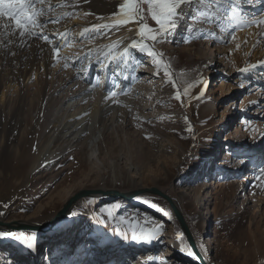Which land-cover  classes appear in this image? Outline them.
<instances>
[{"label": "rangeland", "instance_id": "rangeland-1", "mask_svg": "<svg viewBox=\"0 0 264 264\" xmlns=\"http://www.w3.org/2000/svg\"><path fill=\"white\" fill-rule=\"evenodd\" d=\"M15 2L25 5L15 20L0 16V125L13 122L24 129L28 124H46L49 120L47 135L40 144L42 149L52 141L57 144L66 137L77 140L83 135L85 144L68 147L53 156L51 165L40 169L38 175H28L23 183L20 181L18 190L0 196V204L7 212L3 222L38 219L43 221L40 225H47L69 197L85 188L130 193L135 189L170 185L176 198L184 193L185 198L179 201L181 213L202 260L208 257L211 264H264V147L256 155L258 165H254L257 158L252 163L248 157L254 150L244 155L236 140L233 144L224 140L239 124L242 133L238 139L247 141L249 149L262 135L258 122H264V24L259 22L264 21V0L185 2L182 15L175 21L177 26L166 35L162 34L165 29L151 19L149 4H140L139 0H35L31 9L26 7L31 0ZM134 7H140L143 16L129 20ZM29 20L35 23L29 25L26 22ZM65 25L69 30L62 38L59 33ZM145 25L155 27L153 36L144 42L146 52L140 53L130 46L117 59V67L126 70L124 77L128 81L125 93L118 97L127 98L138 85L143 95L123 121L116 104L107 105L96 99L102 83L93 70L114 50L102 55L87 46L94 48L106 43L110 32L114 34L130 27L142 30ZM95 26L103 30L98 32ZM54 30L57 34L50 37L48 34ZM21 31L25 33L23 36ZM29 31L33 33L31 37ZM207 46L213 52V62L202 69L201 63L209 54ZM130 55L136 58L134 62ZM89 59H93L90 64ZM87 64L89 73H86ZM159 67L163 68L161 75ZM82 77L92 84L89 99L83 95L88 87L76 88L70 84L75 85ZM228 86L233 87L230 92ZM200 98L215 101V112L205 125L212 122L208 136H214L218 154L213 157L210 153V159L194 158L186 164L181 155L191 143V121L180 112L194 111V103ZM243 99H247L246 114L238 109ZM231 100L235 102L232 108ZM229 109L227 122L234 119L224 130L226 127L219 125V121L224 110ZM70 114L80 121L78 129L71 125ZM57 124L60 126L54 135ZM111 127L114 134H105L106 139L99 144L100 152L92 154H100L104 161L97 169L87 144L98 128ZM3 130L0 126V140L4 139ZM11 147L14 155L17 148L15 144ZM49 150L51 156L55 147L50 146ZM148 150L155 159L150 167L138 174L126 171L129 166L122 160L125 156L145 160ZM201 182L207 186L209 204L197 213V216L203 213L208 220V229L203 234L189 204ZM82 199L71 206V226L64 233L66 239L65 236L62 241L55 239L63 225L49 232L50 239L40 236L37 255L42 261L38 264H48L50 260L45 259L52 251L61 258H69L71 247L77 255L73 264H101V258H93L97 255L95 241L89 236L93 225L88 221L89 216L82 213L84 200L88 198ZM93 200L94 212L108 229L107 237L118 243L114 247L118 255L108 258L111 263L201 264L190 251L179 222L163 198L146 195L106 199L100 194ZM170 237L180 241L197 262L183 258L184 254L166 256ZM127 240L133 246L129 250L133 251L125 254L119 244ZM14 241L18 242L0 238V264H36L31 255L21 260L16 247H12ZM206 241L209 253L202 250ZM141 242L147 245L141 247ZM103 246L102 249L106 243ZM121 252L126 255L123 260L119 256ZM89 256L94 259L92 263H88Z\"/></svg>", "mask_w": 264, "mask_h": 264}, {"label": "bare ground", "instance_id": "bare-ground-1", "mask_svg": "<svg viewBox=\"0 0 264 264\" xmlns=\"http://www.w3.org/2000/svg\"><path fill=\"white\" fill-rule=\"evenodd\" d=\"M195 24L196 26H198L197 24H199V21ZM95 29H98V32L103 30L102 27H96V26L94 30ZM68 30H69V26H66V25L64 26L62 30H60L61 32L59 34L62 35L61 36L62 38H64V35L65 33L68 32ZM154 31H155V27L152 28L146 25L140 32L135 27L134 28L130 27L122 32L119 31V32H115L114 34H111L110 32L109 35H106L107 42L102 45L95 46L94 48L87 46L88 48H90V51L98 50L99 51L98 53H101V54L104 52L111 53V51L114 50L111 55L110 54L106 55V58L102 62L99 63V66L96 67L97 68L96 70H93V73H98L97 74L98 78L101 77L100 82L102 83L99 88V92L96 95V99L97 98L100 99L101 101H103L104 104H107V105H112L113 103L116 104L117 105L116 109H118V112L122 114L121 119L123 121L124 120L126 121L128 116L131 115V112L136 108L138 102H141V100L143 99L142 98L143 95H142V92L140 91L141 88L139 89V85H138V87L136 86L132 89V91L130 92L127 98L118 97L120 94L125 93L124 91H125V88L127 87L128 81H126L124 77V73L126 72V70L123 72L122 68L120 69L117 67V59H119L121 56H124L128 48L130 46L132 47L133 44L136 45L133 48H135L140 53L146 52V49H145L146 44H144V42L153 36L152 34L154 33ZM55 34H57V30H54L53 32L51 31L48 35L50 37H53ZM120 46H123V47L120 48ZM206 49H207V52H209V54L207 55L208 57L206 61L201 63L202 69L207 64L210 65L212 64L211 62H213L212 50H210L208 46ZM214 57L216 56L214 55ZM130 59L132 62H134L136 58L130 55ZM92 61L93 59H89L88 60L89 64ZM216 61H215V64H216ZM88 67L89 65L87 64L86 73H89ZM162 69H163L162 67H159L158 69L159 75L162 74ZM120 75L121 76L123 75V76L120 77ZM205 82L206 80L204 81V83ZM70 84H71V87L73 86L76 88L88 87V89L84 90L83 95L84 96L86 95L85 99L90 98L91 91L93 90V88L91 87L92 85L91 82L88 81L87 78L85 77H82L81 79L79 78L74 83L75 85H73L72 83ZM121 84H123L124 86L123 89L120 88ZM227 88H228L227 89L228 92H230L233 89L232 86H228ZM149 94H147V96H149ZM246 100L244 99L240 100V105L238 107V109L243 111V113L245 114L248 112L246 110V105H247ZM214 102L215 101L211 99L205 98V100H203L202 98H200L196 100L194 103V111L192 110L187 111L186 109H183L182 111L183 113L180 112L181 116L188 118V120L191 121V126H190L191 127L190 129L191 143L188 145L187 149L182 151V155H181V160H183L184 163L186 164H188L189 162L191 163L194 158H197V159L200 158L201 160L207 159V158L210 159L212 158L211 156H209L210 153L213 154V157L218 154L217 142H215L214 136H211V137L208 136L209 132L212 130V126H210L212 122L205 125V121L212 115V113L215 112ZM230 102H231L230 108L234 107L235 102H233V100H231ZM67 109L68 107L66 108L64 112H66ZM229 113H230V109L224 110V112L222 113L221 119L219 121V125L226 127L224 130H226L227 127H229L230 122L234 119L232 118L231 121L229 120V122H227V119H230ZM70 115L73 116L69 119L70 121H73L71 125L74 126L75 124L76 125L75 129H78L77 124L80 121L77 120L76 116L72 114ZM47 123H49V120ZM47 123L46 124L37 123L36 125L28 124V126L25 127L24 129H21L20 125L14 124L13 122H7L4 124V126L0 125L2 126V129H4L3 130L4 139L0 140V143L2 144V147H1L2 149L0 148V196H7L8 193L18 190L20 187V181L27 178L28 175H31V176L38 175L40 173L39 171L40 169L44 168L45 166H48L49 164L51 165L52 163L51 159L53 156L57 154L58 155L61 154L66 149H68V147H77L79 145L83 146L85 144L84 142L85 136L81 135L82 137L78 138L77 140H74L75 138L70 139L66 137L65 139L61 140V142L58 141L59 143L57 144L54 143L55 141H52L47 145V147L42 149L40 144L42 140L46 137L47 135L46 130L50 126ZM258 123L260 125L259 127L261 128L262 135L260 134L261 135L260 138L258 139V141L254 142L253 147L251 149H249L247 141L241 138L238 139V136L241 135L242 133L241 126H240L241 124L237 125V127L234 129L233 132H229L228 136H226V138L224 139L225 141H227V143H231V144H233L234 141L236 140V142L238 143V149L243 148L242 154L244 155H247V152L249 153V150L250 151L254 150L252 154H248V157L251 158V161L257 158L256 155L259 154L261 147H264V122L260 123L259 121ZM57 125H56L55 130L53 128L54 133L52 132V134L54 135L56 134V132H58L57 130H58V127L60 126L59 124ZM105 129L106 128H98L97 134L94 135L93 138L90 139V141L87 144V146L90 149L89 151L91 152V157L93 158L91 161L97 169L104 165V161L99 156L100 154L99 155L97 154L98 156H96V154L95 155H92V154L96 152L97 153L100 152L99 144L104 142V140L106 139L105 134H107L108 132H111V134H114L112 132L115 130L114 127H111L110 129H107V130ZM12 144H15V148L20 149L19 153H17V149H16V153L14 155L12 154V150L14 149L13 147H11ZM50 146L55 147V150L52 152L51 156L49 154ZM153 157H154V154L150 150H148V157L145 158V160H138L137 158L132 157L131 155L125 156L122 160L125 161V163L127 164L126 166H129L126 168V171L130 172V170H132L134 174H138V171L146 170L148 167H150V164H152V162H155V159H153ZM263 159H264V156L262 157V160ZM239 162H240V165H242L241 163L242 161L240 160ZM258 163L259 162L257 158L255 160L254 165H258ZM257 167L255 168V170L257 169ZM252 170L253 169H250L249 171H252ZM241 181H244V180H241ZM239 186H242V184L239 183ZM206 187L207 186L205 183L203 182L199 183L198 186L195 188L196 193L193 195V198L190 199V202H189L190 211H192V213L194 212L196 215L195 216V220H197L196 225L198 226L201 234L205 233V230L208 229L207 227L208 220L205 217H203V213L202 215L200 214V216H197V213L202 206L207 208V205H209L207 201L208 196H207V193H205ZM94 188L95 187H91V189H94ZM100 190L112 191V190H105V189H100ZM100 190L95 191L97 192V194H93L91 196L85 197V198H88L87 200L83 198L85 199L84 201L86 202L84 203L85 205L83 207L84 210L82 213L83 214L86 213L89 216L88 221L91 225H93V232L89 234V236L95 241V244H96V247L94 248V253L97 255H95V257L93 258L97 259V256H98V259L101 258L102 260L101 264H113L109 261L108 258H112V257L115 258L118 255L119 252L116 253L117 249L114 248L115 246H117L118 243H116L114 238L107 237V235L109 234L108 229L104 225L102 218L99 216V214L94 212L93 207H92L95 203L93 198L101 194ZM157 190H160L165 195H167L172 205H174L177 210L179 211L182 210L181 205H179V201L180 199L185 198L184 193L183 194L180 193L178 195V198H176V195H174L171 191L172 189L170 185L168 187H162ZM115 191L116 189L113 190V192ZM103 195L106 197V199H114V198L116 199V197H119V196H107L106 193H104ZM151 214L153 215L154 213L151 212ZM6 215H7L6 210H4L3 206L0 204V222H3ZM66 216H67L66 218L63 217L62 219H58L56 222H55L56 219H54L53 221L55 223H52L53 222L52 221L48 223L47 225H40L39 222H41L42 220L37 219L36 221L34 219L33 220L31 219L24 223L29 226H40L39 230L29 229V230H24V232H20V233L15 232L14 230H11V229H7L4 226H0V234H4L3 238H6V239L12 238L13 240L18 241V242L14 241L15 243L12 245V247L14 248L16 247L15 250H17L18 252L17 255L19 257L22 256L21 260H24L25 258H30L28 256L31 255V256H34L35 259L34 258L33 259L34 261L37 260L36 264H38L39 260H41V258H39L40 256L37 255L39 251V249L37 248L38 241H39L38 239L40 238V236H44L45 240L48 239L49 238L48 236H50L49 232L55 228L58 229V226H62V225L63 227L59 230L61 232L55 236V239L62 241L63 236H65L64 239H66L67 235H65L64 233L65 232L67 233L69 230V227L71 226L70 225L71 215H66ZM166 221L171 222L170 220H166ZM3 224H6V223L5 222L0 223V225H3ZM190 234H191V231H190ZM13 237H15L16 239ZM207 241L202 245V250L208 251L209 253L210 250L208 248ZM29 242H30V246H29ZM105 243H106V247L102 249L104 247L103 244ZM140 244H141V247H144L147 245L145 242H141ZM119 245H120V249H122L123 253L125 254L130 253L132 249L129 250V248L133 247L128 240L123 241ZM167 248L169 249L166 250V256H173V255L179 256V254H184L183 258H186L187 260H191L194 263L197 262V260L194 259V257L190 254V252L186 250L187 248L185 249L183 244L180 241H175L174 238L173 239L171 237L169 238ZM69 249H70L69 253L71 254L69 258H64V257L61 258L57 253L52 251V253L50 252L49 256L45 260L47 259L50 260L48 264H56V262H59L58 264H73V262L75 261L73 259L76 258L77 255L75 254V251L72 249V247ZM77 249L79 250L80 248L77 247ZM123 253L121 252L119 255L122 258V260L126 256ZM93 258L92 256H89L88 263H92L94 261ZM208 259H209L208 257L203 259L201 264H211V262H209Z\"/></svg>", "mask_w": 264, "mask_h": 264}, {"label": "snow or ice", "instance_id": "snow-or-ice-1", "mask_svg": "<svg viewBox=\"0 0 264 264\" xmlns=\"http://www.w3.org/2000/svg\"><path fill=\"white\" fill-rule=\"evenodd\" d=\"M145 2L149 4V12L151 19L154 20L157 25H160L162 28L165 29V32H163L162 34L166 35L168 31H171L174 27L177 26L175 21L182 15L181 8L183 3H203L205 2V0H139L140 4H143ZM224 2L227 3L228 0H224ZM34 3L35 0H31V2H29L26 7L31 9L34 7ZM24 9L25 5L17 4L15 0H0V16H6L10 19L15 20L17 15L22 13ZM134 16H143V11L140 7H134L128 19L132 20ZM26 22L29 23V25L31 23H35V21L32 20ZM259 23L264 24V21H260ZM40 26L44 27L46 25L41 24ZM85 31H88V29H86ZM157 31L159 32L160 29H157ZM24 34L25 33L23 31L20 32L21 36H23ZM32 35L33 33L29 31L28 36L31 37ZM153 39L155 40L156 37H153ZM135 46V44L132 45V47ZM3 235L4 234H0V238H3Z\"/></svg>", "mask_w": 264, "mask_h": 264}, {"label": "water", "instance_id": "water-1", "mask_svg": "<svg viewBox=\"0 0 264 264\" xmlns=\"http://www.w3.org/2000/svg\"><path fill=\"white\" fill-rule=\"evenodd\" d=\"M93 191H92V189H86V188L84 190L77 191V193L73 194L71 197H69L68 200H66L64 202V204L61 207V210H59L55 214V216L52 220L56 219L55 220V222H56L58 219H62L66 215H69L70 210H71V206L75 202H77L78 200L85 198L87 196L97 194V192H95L96 190H93ZM100 192H101L102 196L104 193H106L107 196H120V197L126 196V198L141 197V196H146V195H154V196L163 198L168 203V205L171 207V209L174 213L175 219L179 222L181 231H182L183 235H185V237H186L190 251H192V253L194 255H196L202 261V258L200 256L198 250L195 248L193 237H192V235H190L186 221L183 219L181 211L177 210L175 208V206L172 205L168 196L165 195L163 192H161L160 190H157L156 188L135 189V190H132L130 193H121L119 191L112 192V191H104V190H100ZM55 222L53 221L52 223H55ZM0 223H3V222H0ZM0 226H4L7 229L16 230V231L17 230L18 231H24V230H29V229L39 230V228H40V226L26 225L25 223H22L21 221H9L7 224H3Z\"/></svg>", "mask_w": 264, "mask_h": 264}]
</instances>
